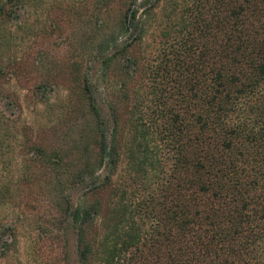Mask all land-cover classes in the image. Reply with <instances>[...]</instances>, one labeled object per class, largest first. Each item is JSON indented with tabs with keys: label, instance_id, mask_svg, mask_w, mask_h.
<instances>
[{
	"label": "trees",
	"instance_id": "16d2710c",
	"mask_svg": "<svg viewBox=\"0 0 264 264\" xmlns=\"http://www.w3.org/2000/svg\"><path fill=\"white\" fill-rule=\"evenodd\" d=\"M136 1H97L94 38L58 66L69 89L68 153L23 127L29 163L46 180L82 185L64 210L82 264H264V0H172L174 14L142 53L139 16L160 0L141 10ZM35 6L46 11L43 26L70 11L61 1L0 0V76L48 85L58 74L39 71L20 35L29 37ZM92 58L112 82L110 127L86 70ZM5 112L0 102V143L6 120L16 121ZM122 153L129 166L117 183ZM26 173L30 185L35 172ZM5 184L0 176V201L13 195ZM8 231L0 222L1 247Z\"/></svg>",
	"mask_w": 264,
	"mask_h": 264
},
{
	"label": "rangeland",
	"instance_id": "374dc122",
	"mask_svg": "<svg viewBox=\"0 0 264 264\" xmlns=\"http://www.w3.org/2000/svg\"><path fill=\"white\" fill-rule=\"evenodd\" d=\"M49 1L53 4L61 1L69 5L70 11L65 15V21L59 26H43L47 24L46 11L43 13L39 6H35L29 14L34 24L29 37L23 32L20 35L25 36L27 40L24 43H29L37 52L36 60L42 65L39 71H52L59 77L48 85L39 83L37 79L36 86H32L30 80L0 76L1 106L7 115L11 112L14 113L12 117L16 118L15 127H11L13 122L6 120L7 134L0 143V176L6 179L5 185H9L14 196L5 193L0 201V222L9 228V235L4 239L3 246H0V264H82L76 240L77 227L64 212L67 206L65 196L71 194L77 200L83 193L82 185L77 179L73 185L52 176L46 180L41 164L29 163L28 159L32 155L24 149L27 140L22 130L27 127V136L47 148L62 146L63 153H68L69 144L64 143L62 131L69 128L72 118L68 114L69 89L65 75L58 66L66 59H80L83 46L90 44L89 41L94 38L92 32L97 26L98 0ZM143 2H146L145 6L153 4V0H137L135 6L141 10ZM172 7H175L172 0H160L151 7L148 16H139L145 32L144 42L138 48L139 53L154 49L160 37V29L166 26ZM110 26L115 24L112 22ZM85 66L90 74L97 103L110 127L108 103L111 97L108 87L112 86V82L103 81L94 58ZM36 73L38 71L33 72V76ZM9 99H15L18 106L9 103ZM127 160L126 154L122 153L114 176L117 183L124 180L129 166ZM108 170L104 167L101 173ZM33 171L34 181L28 182L30 185L23 184L26 182L23 179L30 180L26 172ZM8 179L12 183L7 184ZM99 220L96 218V227L99 226Z\"/></svg>",
	"mask_w": 264,
	"mask_h": 264
}]
</instances>
